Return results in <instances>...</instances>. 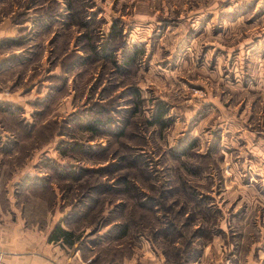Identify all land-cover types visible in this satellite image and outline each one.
Segmentation results:
<instances>
[{
  "label": "rangeland",
  "instance_id": "obj_1",
  "mask_svg": "<svg viewBox=\"0 0 264 264\" xmlns=\"http://www.w3.org/2000/svg\"><path fill=\"white\" fill-rule=\"evenodd\" d=\"M34 1L0 9L29 28L2 40L25 61L0 86L52 70L58 96L40 108L55 121L40 177L15 190L49 182L42 209L93 264H264V0H69L84 24L38 22Z\"/></svg>",
  "mask_w": 264,
  "mask_h": 264
},
{
  "label": "crops",
  "instance_id": "obj_2",
  "mask_svg": "<svg viewBox=\"0 0 264 264\" xmlns=\"http://www.w3.org/2000/svg\"><path fill=\"white\" fill-rule=\"evenodd\" d=\"M9 1L0 0V9H7ZM38 2L35 0L31 6H28V9L32 10L37 6L39 7L40 3ZM32 15L34 18V14ZM16 27L11 23L9 12L5 11V14H0V82L2 83L6 79L1 77H4L3 75L7 71L16 74L17 69H19L11 67L20 66L18 63L10 62L16 54L1 51L3 49L9 51L6 41L13 40ZM2 40L6 41L3 43ZM9 54L14 55L7 60H2ZM8 62L10 64H7ZM51 72L53 71L49 70L48 73L52 74ZM34 74V70L33 72L30 70L25 77L22 76L21 80L24 78L23 81H15L10 90L5 87L7 84H2L0 86V108L6 104L13 111H18L21 117L28 116L27 119L33 120L34 114L39 108L35 102L40 101L38 99L40 95H33V92L41 90L42 84L43 90L51 87L50 81H43L38 87V80L35 83L31 80ZM25 84L26 87H29L28 92L21 93L26 88L24 87ZM255 88L259 89L256 85ZM12 140L13 135L0 128V185H4L2 192H0V259L8 264L91 263V257L87 258L88 256L84 255L80 249L81 246L75 247L76 242L68 245L61 240H48L52 228L60 223V218L55 222L58 216V211L55 208L43 210L39 196L15 190L18 185H25L24 178L28 177V179L35 180L34 177H40V173H35L34 169L37 162L35 157L40 155L41 147H32L26 150L18 141L16 144H9ZM8 169L12 171L8 172ZM9 184L14 186L11 188ZM59 225L64 228L62 224Z\"/></svg>",
  "mask_w": 264,
  "mask_h": 264
},
{
  "label": "trees",
  "instance_id": "obj_3",
  "mask_svg": "<svg viewBox=\"0 0 264 264\" xmlns=\"http://www.w3.org/2000/svg\"><path fill=\"white\" fill-rule=\"evenodd\" d=\"M50 4L52 5L51 11H49L48 8H47ZM82 4L83 3H81V5ZM70 5H71V2L69 0H60V1L48 0L45 3L40 4L39 7L37 6L36 8L32 9V14H34V16H35L33 19H37L38 22L40 20H43V22H44L46 20H51V19L56 21L57 15L62 13L61 15H66L67 19H70L69 23H72V20H74V22L76 24H84V23H86V21L84 22V20L81 19L82 18L81 15L83 14L82 8H81V10L74 11L73 14H71L70 13V10H71V6ZM40 8H44L42 14H38ZM27 15L28 14L26 12V14H24L22 16V19H27L28 18ZM15 16L16 17L18 16V20H19L20 16L18 14H16ZM23 21L24 20L20 19V22H17L18 24L16 23V26L18 25L17 26L18 27L17 28L18 31L20 30L21 32H25V31L29 30L28 26L22 25ZM30 36H31V34H30V32H28V34H26V36L24 37V39H26L27 43H28V39L30 38ZM87 44H88V47H90V49H91L92 46H89V41L87 42ZM91 50L94 51L93 48ZM88 52L86 54L87 57L89 55ZM72 53L73 52H70L69 54H72ZM69 54L60 53V55H59L60 59H57V60L60 61L61 58L63 60V58L64 57L67 58V55H69ZM75 59H76V57L74 59H72V60H68L66 62V64H64L65 67H63V68L61 67L60 62H58L57 64L55 63V68H56V65H58L61 68L60 71L62 73L65 72V71L72 72L74 70L72 64H73L74 61L76 62ZM85 60H87V58ZM65 61H66V59H65ZM10 62L11 63H18L19 65H21L23 63V59H20V58L16 59V58L13 57ZM10 62H8L7 64H10ZM1 66H4V65H1ZM48 72L49 71L46 72L47 74H46L44 79L43 78L40 79V83H39V80H38V87L41 86V82H43V81H50L51 87L47 88V90H46L45 96H47V99H45L43 101H36L35 102V105L37 107H39V108L36 111V113L34 114V119L32 120L31 123L25 122L21 118L20 113L18 111H13L11 108H8V105H6V104H3L5 107L3 106V108H0V128L4 129L5 131H8L10 134L13 135V140L11 142H9V144H11V143L12 144H16L17 141H18L19 144L24 146L26 150H28L29 148H32V147H41V145H42V129L47 130V131L51 130L52 126L49 125V123L52 120L48 121V123H45V124H41L39 122V121H41L40 115H42L41 112H40V108L46 106V104H47V102L49 100H50V103H51L58 96L57 93H54L55 89H57V85H58L57 84L58 83L57 82L58 76L55 75V74H49ZM67 72H65V73H67ZM51 99H52V101H51ZM108 117L109 116H106L103 120H107ZM162 117H163V110L160 107H158L156 109V112H155V118L153 120V123L161 125ZM35 121H36V123H35ZM52 122H55V121L53 120ZM95 126H96V123L87 125L86 129L87 130H92V133H95V132H97L95 130ZM50 138H51V136L48 137L47 140H50ZM44 167H46V169H48V170H53L54 169L53 164L50 163V162L46 163ZM121 179L123 181L124 177H122ZM30 184H32L31 185V189H32L31 191H33L35 189L36 193H34V194L36 196L41 197L42 195H46V192H49L50 195L54 194L53 191H52L51 186L50 185L46 186L47 184H50L49 182H47L46 185H40L38 183H33V182H31ZM27 185H29V183H27ZM49 194H47V195H48L49 198H51V196ZM139 200L141 201V199H139ZM66 216L69 217V215H66ZM67 217H66L65 220H67ZM77 237L78 236L75 234V232L72 229L65 228V227L62 228L59 225V223H58L52 228L51 232L49 233L48 240H61L62 242L70 245L73 242L77 241Z\"/></svg>",
  "mask_w": 264,
  "mask_h": 264
},
{
  "label": "built area",
  "instance_id": "obj_4",
  "mask_svg": "<svg viewBox=\"0 0 264 264\" xmlns=\"http://www.w3.org/2000/svg\"><path fill=\"white\" fill-rule=\"evenodd\" d=\"M0 264H8L6 262H4L3 260L0 259Z\"/></svg>",
  "mask_w": 264,
  "mask_h": 264
}]
</instances>
